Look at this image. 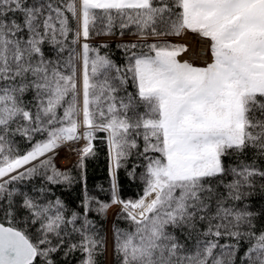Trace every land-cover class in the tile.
I'll list each match as a JSON object with an SVG mask.
<instances>
[{
	"label": "snow or ice",
	"instance_id": "1",
	"mask_svg": "<svg viewBox=\"0 0 264 264\" xmlns=\"http://www.w3.org/2000/svg\"><path fill=\"white\" fill-rule=\"evenodd\" d=\"M132 26L139 37L196 33L211 62L194 66L178 59L184 45L137 40L117 45V64L87 42ZM96 132L107 133L109 201L85 186L84 213L69 219L59 198L40 203L17 187L38 176L70 185L73 177L48 154L83 137L82 169ZM17 137L31 145L23 154ZM133 155L143 161L144 189L124 200L116 174ZM257 199L264 200V0H0V264H57L56 254L77 250L81 264H96L106 241L87 213L106 216L113 205L131 227L114 225L119 264H235L241 240L249 242L241 264H264Z\"/></svg>",
	"mask_w": 264,
	"mask_h": 264
},
{
	"label": "trees",
	"instance_id": "2",
	"mask_svg": "<svg viewBox=\"0 0 264 264\" xmlns=\"http://www.w3.org/2000/svg\"><path fill=\"white\" fill-rule=\"evenodd\" d=\"M135 31V26H132L130 29L125 31V35H133L132 33ZM116 36H121L119 31H116ZM97 36L91 34L90 37ZM137 41V40H136ZM146 43H154V41L149 40H140ZM135 42L132 40L122 41L113 39L110 41L105 42H97V41H88L90 45L94 48H99L101 55H108L111 59H113L117 64L124 63V56L122 49L118 48L117 45ZM101 45H107V47H101ZM47 51V48H46ZM77 51H80L79 45H77ZM66 55V53H65ZM81 70V64L77 61V78L79 80ZM79 87V84H78ZM129 91H132V88L129 87ZM26 99H31V95L29 94ZM81 104H82V97H81ZM82 117V116H80ZM79 117V119H80ZM107 133L105 132H96L95 139H93L92 144L94 146V154L87 156L84 158L83 161V168L78 166V161L80 157L73 160L67 166H62L59 161L57 160V155L55 157L52 156V153L48 155L52 156V163L55 167L61 171L69 173L73 177V182L69 185L66 183H58V184H50L47 183L43 176L34 177L31 180H25L23 182H19L17 187H20L22 190L29 193V195L37 197L40 203H45L47 201H55L59 198L65 206L64 215L66 218L70 219L72 212H77L80 214L84 213V208L82 207V202L85 198V186L87 189L88 196H96L100 200L109 201L110 200V193L108 189L110 187V156H109V149L107 145ZM43 136L37 135L35 137L36 140L43 139ZM17 145L16 147L19 149L20 153L23 154L30 148V144L23 141L20 137L16 138ZM61 148V147H60ZM57 148V149H60ZM59 156V155H58ZM46 157H42L44 159ZM230 162V161H229ZM36 163V162H33ZM124 167L120 168L117 171V181H118V191L119 196L121 199L127 200L132 199L136 200L143 194L144 183L139 179V175L144 171L143 168V161L138 159L135 155L131 156L127 161H124ZM133 165H140V167L136 168L137 178L135 180L129 178L128 172H130L133 168ZM30 166V165H29ZM83 174L84 179H81ZM46 188L50 189V191L46 193H37V189L39 188ZM104 189L103 192L100 189ZM257 205H264V200L257 199ZM92 209L96 207L93 203L90 206ZM117 211L113 220H112V232L114 230V225L124 230H131L130 224L126 219H118ZM26 215V213H22ZM87 218L95 223L97 226V231L100 232L101 237H103L106 241L105 245L103 246V250L98 252L96 256V264H106V251H107V231H108V223L109 217L108 212L106 216H102L101 214L97 213L96 211H89L87 213ZM39 224L33 226V230L38 228ZM71 225L68 226L69 230L71 229ZM76 227H80V222L78 221ZM197 227L203 229L204 225L199 224ZM264 229V220H261L257 223V232ZM113 238V259L112 264H119V258L115 252V241ZM72 243H76L80 237L78 234H72L69 238ZM224 240H221V243H224ZM234 242V241H232ZM255 241H252L254 243ZM249 247V242L245 240L240 241V251L237 253L235 264H241V257H243L244 252ZM84 254L77 250L71 253L68 257H64L63 251L56 254L53 259L57 261V264H81L84 260Z\"/></svg>",
	"mask_w": 264,
	"mask_h": 264
},
{
	"label": "rangeland",
	"instance_id": "3",
	"mask_svg": "<svg viewBox=\"0 0 264 264\" xmlns=\"http://www.w3.org/2000/svg\"><path fill=\"white\" fill-rule=\"evenodd\" d=\"M199 36V35H198ZM195 33L191 32V31H186L184 34L180 35V36H168V37H154V36H147V37H139V36H135V35H123V36H116V35H111V36H92L88 38V41H97V42H105V41H110L113 39H117V40H122V41H127V40H132V41H136V40H149V41H154V42H158V41H168L169 43H173V44H178V45H184L186 46V51L182 52L179 56L178 59L183 62V61H188L190 63H192L194 66H205L207 63H210L211 60L209 62H207L206 64L203 63L204 59L206 58L207 54V50H208V41L204 38H199ZM87 41V42H88ZM83 39L81 40V43H83ZM210 50H209V56H210ZM203 61H202V60ZM82 116V114H81ZM83 117H80V120L82 121ZM84 128L81 127L80 129V133L82 134L84 132L83 130ZM78 144V147L80 149H82L83 147H85L86 145V141L85 139L82 137L81 139L75 141ZM70 143H73V141H70ZM66 145L63 144V146L60 149H56L53 153L52 156L55 157V155L58 153L57 155V160L59 161V163L62 166H65L66 161H64L62 159L64 157V155L73 154V160L77 159L80 157V154H78V147H75V149L73 147H71V144H68L66 147ZM78 155V156H77ZM69 160V159H67ZM121 209L120 205H113L109 210H108V217H109V223H108V231H107V251H106V264H112V259H113V248H112V244H113V232H112V220L116 214L117 211H119Z\"/></svg>",
	"mask_w": 264,
	"mask_h": 264
},
{
	"label": "bare ground",
	"instance_id": "4",
	"mask_svg": "<svg viewBox=\"0 0 264 264\" xmlns=\"http://www.w3.org/2000/svg\"><path fill=\"white\" fill-rule=\"evenodd\" d=\"M68 144H71V147H73L74 149H75V147H78V144L75 142V141H73V143H70V142H66L64 145H68ZM63 146V145H62ZM61 146V147H62ZM65 146V147H66ZM60 148V147H59ZM78 154H80V148L78 147ZM81 155V154H80ZM78 156V155H77ZM74 156H73V154L72 153H70V154H67L66 153V155H64V157L62 158V159H64L63 160V163H64V161H66V163L67 164H65V166H67V165H69L70 163H72L73 162V158ZM67 159H69V160H67Z\"/></svg>",
	"mask_w": 264,
	"mask_h": 264
},
{
	"label": "built area",
	"instance_id": "5",
	"mask_svg": "<svg viewBox=\"0 0 264 264\" xmlns=\"http://www.w3.org/2000/svg\"><path fill=\"white\" fill-rule=\"evenodd\" d=\"M208 59H209V56L207 55L206 58L204 59V61H203L202 59H201V60H202L203 62H206V61H208ZM86 144H87V142H86ZM85 146H86V145H85Z\"/></svg>",
	"mask_w": 264,
	"mask_h": 264
},
{
	"label": "water",
	"instance_id": "6",
	"mask_svg": "<svg viewBox=\"0 0 264 264\" xmlns=\"http://www.w3.org/2000/svg\"><path fill=\"white\" fill-rule=\"evenodd\" d=\"M198 35V34H197Z\"/></svg>",
	"mask_w": 264,
	"mask_h": 264
}]
</instances>
